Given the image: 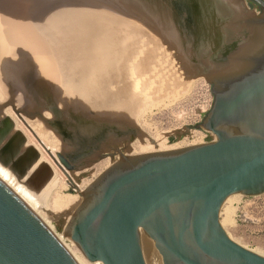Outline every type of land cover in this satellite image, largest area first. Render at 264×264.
<instances>
[{
	"label": "water",
	"instance_id": "95a60500",
	"mask_svg": "<svg viewBox=\"0 0 264 264\" xmlns=\"http://www.w3.org/2000/svg\"><path fill=\"white\" fill-rule=\"evenodd\" d=\"M249 1L261 15L243 0H0V87L30 74L46 98L132 127L140 96L124 89L118 101L106 87L133 85L122 64L136 37L161 39L190 82L210 77L213 104L197 128L214 142L114 151L119 161L80 193L64 237L88 262L264 264L220 222L231 196L264 194V0ZM0 264H78L1 180Z\"/></svg>",
	"mask_w": 264,
	"mask_h": 264
},
{
	"label": "rangeland",
	"instance_id": "374dc122",
	"mask_svg": "<svg viewBox=\"0 0 264 264\" xmlns=\"http://www.w3.org/2000/svg\"><path fill=\"white\" fill-rule=\"evenodd\" d=\"M249 8L255 14L260 15L257 7L250 6ZM186 81L190 82L189 76ZM190 83L192 86L180 90L179 94L182 96L178 100L172 104L159 106L160 108L155 107L150 113L141 114L139 122L132 127L125 123L126 127H121L119 122L112 124L76 115L68 121L63 119V111H56L54 115H51V119H44L49 127L48 139L54 143L63 144L62 146L68 149L57 150L56 154L52 153V156L46 152L43 145L41 146L39 137L37 138L36 133L26 124V120L38 119L37 121H40L43 115L41 116L40 113L35 117L27 116L25 119L26 117L21 110H18L17 105L9 103L4 110L7 112L9 110L10 115H3L4 119L2 120L11 123L8 124L12 125V131L17 133L24 148L29 147V151L35 153L36 160L45 158L47 162L40 163L39 168L45 171L47 177L54 176L52 178L54 181L49 186V182L42 180L38 171L36 173L34 169L26 168V165L18 161L16 156L8 155L2 151L4 149L2 146L7 140L6 137L0 140V167H4L3 169L12 174L27 191L39 198L41 204L47 206L50 213L54 212L57 195L80 196L81 189H83L81 191L86 190L108 169H103V164L111 158V154H114L115 146L118 147V149L116 148L118 151L125 153L127 145H141L142 140L149 141V136L156 139L165 134H170L167 138L169 145L180 142L185 143L181 148L201 145L203 137L205 135L209 137V134H206L203 129H198L197 125L202 123L213 104L210 77H202ZM6 85L8 86L6 89L9 91L15 87L10 82ZM32 87L29 81L22 80L19 90H25L27 96L36 97L35 103L40 107V102L37 99L38 91L36 89L34 91ZM170 139H173V142H170ZM123 144L124 146H121ZM106 145H108V150ZM58 155H62L65 159L76 164L74 165L76 168L67 169L59 160ZM98 156L103 158L98 159ZM73 180L75 181L74 186L71 184ZM61 184L66 185V189L62 190ZM41 213L44 215V212ZM71 217L50 219V226L65 245L75 250L80 257L88 262L69 236L64 237ZM221 221L223 222L222 227L234 242L256 254L264 255V194L256 197L231 196L230 201L225 202L222 207Z\"/></svg>",
	"mask_w": 264,
	"mask_h": 264
},
{
	"label": "bare ground",
	"instance_id": "6f19581e",
	"mask_svg": "<svg viewBox=\"0 0 264 264\" xmlns=\"http://www.w3.org/2000/svg\"><path fill=\"white\" fill-rule=\"evenodd\" d=\"M160 41L161 39H156V42L158 44V46H156L148 38L142 36L136 37L135 45H136L137 55L133 56L127 63L122 64L123 66L127 67L126 69V73L128 75V77L126 78L127 81L133 83V85L119 86L114 82L111 85H107L106 87V90L108 92L112 91L111 88L116 87L115 95H116V100L118 101H120L119 92L124 89H132L138 96H140L139 117L141 114L143 115V113L145 114L150 113L155 107L157 108L159 106H165L174 103L182 96V94L181 95L179 94L180 90H184V88L186 87L189 88L190 86H192V83L186 81L188 80L189 72L187 71L182 60L173 55H170L171 53L170 50L163 52V48ZM22 80L29 81L30 85L33 86L32 89H34V91L35 89L38 91L39 96L37 97V99L39 100L38 102H40L39 104L40 107H38L35 103L36 97L32 95L27 96L25 94L26 91L19 90L20 88L16 85H14L15 87L12 86L13 88L9 91L6 89L8 88L6 83L4 86L0 87V116H1L0 123L4 122L2 120L4 119L3 115L5 114H7V116L10 115L8 113L10 112L9 110L8 112L7 110L6 111L4 110L9 103L16 104L18 110H21L23 115L26 117L25 119H27V116L35 117L37 115H40L41 113V116L43 115L41 118L43 121L41 119L40 121H37L38 119L33 121L26 120V124L32 131L36 133L37 138L39 137V139L41 140L40 141L41 146L43 145L53 154H56L57 150L66 149V147L62 146L63 144L60 145L48 139L49 127L47 126L44 119H51V115H54L56 111L58 112L63 111L64 112L63 119H66L68 121L72 116L76 115V116L90 118L96 121H104L107 123L118 124V121L91 117L69 106H66L56 100L46 98L38 80L30 74H28L23 79H21V81ZM31 92L33 93V91ZM119 125L121 127H126L124 125V122H119ZM14 133L15 132L12 131L11 135H13ZM169 136L170 134H165L159 136V138L156 139L149 136L148 137L149 141L142 140L141 145H137V146L132 144L127 145L128 146L127 150L125 151V153H123V155L124 156H129L134 154L142 155V154L173 150V149L181 148L183 144H185L184 142H180L177 144L169 145L167 143V138ZM121 146H124V144ZM105 147L108 150V145H106ZM115 147L118 149L117 146ZM116 148H114L115 151L117 150ZM29 150H30L29 147H26L21 150L23 164L26 166H31L30 169H34V172L36 173L38 171L39 174H41L42 180L49 182V186L52 185L53 184L52 182L54 181V179L52 178L54 176H52L51 178H49V176L47 177L45 171L42 168H39L40 163H44L46 161L45 158H42V160H35V153ZM119 159L120 156L118 154L112 159L111 158L107 159L103 164V169L110 168L112 165L117 163ZM3 168L0 167V180L4 184H6L44 222V224L53 233L54 231L53 228L50 226L49 220L53 218L57 219L63 217H66L67 219L68 217L73 215L75 210L79 207V205L82 202V197L80 196L57 195V198L55 199V203H54L55 211L50 213L48 211L49 209L47 208V206L41 204L39 198L34 197L12 176V174L7 172ZM71 184L74 186L75 181L73 180V183ZM60 187L62 188V190L66 189V185L61 184ZM81 190L80 193L83 192ZM228 201H230V198H228L226 202ZM41 212H44V215ZM221 225L223 226L222 221H221ZM54 234L56 235V233ZM56 236L58 237V235ZM58 239L63 243V241L59 237ZM63 244L65 245V243ZM65 247L67 248V250L70 252V254L73 256V258L76 260L78 264H102L100 262L88 263L82 257H80V255H78L75 250H72L67 245H65Z\"/></svg>",
	"mask_w": 264,
	"mask_h": 264
},
{
	"label": "flooded vegetation",
	"instance_id": "af4514ba",
	"mask_svg": "<svg viewBox=\"0 0 264 264\" xmlns=\"http://www.w3.org/2000/svg\"><path fill=\"white\" fill-rule=\"evenodd\" d=\"M243 1H244L245 6L247 7V9L249 11H252L249 8L250 6L257 7L259 9V14L260 15L262 14L261 8L258 7L257 5H255L253 2H251L249 0H243ZM0 129H1L0 130V140L5 139V137L7 139L5 145L2 146V148H4V149H2V151H5L6 154H8V155L16 156L17 157V160L18 161H21L23 163L22 158H20V157H22V156H20L21 155V153H20L21 152V149H24L23 148V142L22 141H18L19 140L18 139L19 137H18L17 133L15 132L13 135H11V133H12V126L10 124H8L7 122H5V121L3 123H0ZM35 160H36V158H35ZM66 160H67V162L70 165H72V166L76 165L73 162L69 161L68 159H66ZM25 167L26 168L28 167V169H30L31 166H25Z\"/></svg>",
	"mask_w": 264,
	"mask_h": 264
},
{
	"label": "built area",
	"instance_id": "2783aa9c",
	"mask_svg": "<svg viewBox=\"0 0 264 264\" xmlns=\"http://www.w3.org/2000/svg\"><path fill=\"white\" fill-rule=\"evenodd\" d=\"M206 134H209V137H208V135H205L203 137L201 144L211 143V142H214L216 140L215 136L212 133L206 132Z\"/></svg>",
	"mask_w": 264,
	"mask_h": 264
}]
</instances>
